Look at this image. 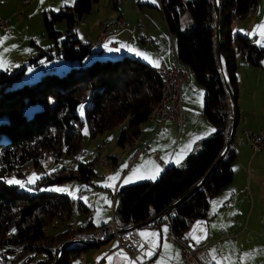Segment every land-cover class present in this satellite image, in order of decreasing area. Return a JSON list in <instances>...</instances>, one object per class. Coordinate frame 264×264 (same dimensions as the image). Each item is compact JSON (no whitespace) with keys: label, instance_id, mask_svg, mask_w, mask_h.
I'll use <instances>...</instances> for the list:
<instances>
[{"label":"trees","instance_id":"trees-1","mask_svg":"<svg viewBox=\"0 0 264 264\" xmlns=\"http://www.w3.org/2000/svg\"><path fill=\"white\" fill-rule=\"evenodd\" d=\"M98 1L76 0L73 7L63 6L58 12L44 14L45 30L57 43L58 58L69 62L61 74L46 69L44 76L25 81L28 64L40 65L38 57L21 68L0 72V248H21L19 264H79L78 259L85 251L100 244L67 246L66 239L77 231L98 226H94L90 217L85 224L73 228L75 210H84L88 215V208L69 194L55 191L52 185L73 179L92 184L96 162H85L81 155L85 128L92 139L125 123L118 144L127 147L137 140L141 126L152 118L163 97L157 68L132 58L129 53H121L114 60L100 59L103 50L95 52L92 44L82 43L72 29L58 45L63 32L56 30V23L66 19L69 28L74 27L77 19L91 12ZM119 1L113 0L115 8ZM218 1L222 57L236 94L238 59L263 67L264 48L245 34L234 35L232 22L246 19L258 0ZM159 3L158 8L175 38L177 59L191 69L204 88L203 112L217 131L203 139L182 165H170L157 180L119 186L114 210L121 230L148 222L155 226L167 222L177 235H182L196 219L209 216L210 200L232 182V164L237 153L233 139L223 160L203 181L224 151L232 125L229 94L216 50L213 0H159ZM186 13L193 24L183 30L181 23ZM51 49L43 50L39 56L52 57ZM64 156L70 160L62 167L33 184L25 182L29 189L7 182L22 178L30 165L40 168L44 157L58 161ZM75 161L77 166L71 167ZM108 163L115 164L116 158L103 160V164ZM201 182V187L167 212ZM58 225L65 228L60 230L62 226ZM49 227L57 231L48 233Z\"/></svg>","mask_w":264,"mask_h":264},{"label":"crops","instance_id":"crops-1","mask_svg":"<svg viewBox=\"0 0 264 264\" xmlns=\"http://www.w3.org/2000/svg\"><path fill=\"white\" fill-rule=\"evenodd\" d=\"M145 4L151 6L148 2L143 3L141 6H145ZM65 5V0H29V2H27V0H0V17L8 21V27L10 29H0V61L3 62L0 66V72L13 71L14 69L27 65L28 61L31 58H34L40 49H43L38 43L39 37L43 35L42 31L44 30V23H41V19L43 20L46 12L56 11V9H61ZM144 12L145 9L141 8L139 11L141 19L138 22L143 25L144 33L149 34L148 29L150 22L148 18L145 17L146 15L144 16ZM121 15L122 16L118 17V19H124V12H121ZM249 16L261 18V22L257 21V23L261 24L264 22V14L261 11L259 3L251 11ZM128 39L129 44L122 46L124 49L120 50V45L117 46L116 43L112 45V48L119 49L120 54H130L128 49L130 48L132 40L130 36ZM171 40L172 41L167 38L164 41H158V45L153 44L156 46L155 51L157 52L158 57L156 62L159 63V66L162 63L171 66L176 61V44L173 36H171ZM49 48H46L45 50H48ZM43 62H39L40 65H42ZM67 68L68 64L64 62H56L55 64H51L47 70L57 71L60 69L61 71H64ZM153 68L158 69V67L155 66H153ZM187 68L189 75L182 85V123L179 124L178 122L171 120L159 123L156 120L157 118L152 117L141 126V133L134 143L127 146L122 152H112L111 155L106 157H110L111 159L116 158V163L114 164L116 165V168L123 165L122 170L124 172L129 170L120 184L123 183L131 172H135L136 175H132L133 178L129 183L157 179L170 165H182L186 157L200 147V143L203 139L212 136L217 131V128L208 120L203 112L205 90L197 80L194 79L195 76L191 69L189 67ZM27 72L30 73V80H33L38 76L36 68H31L29 66ZM263 77L264 60L263 67H255L250 65L244 59H238L236 72V96L239 121L236 136L238 133L237 131L241 126L243 127V132H241L242 134L240 133L241 135H238V137L235 136L233 147L237 153V158L239 157V159L243 161V165H246L243 182L249 177L250 186L253 184L256 187L261 198L264 197V182L262 180L263 171H261L264 166V161L258 158V153L260 151L254 152L248 144L246 133H256L264 128ZM245 91L249 93L248 96ZM201 94L203 95L201 96ZM246 98H248V100H245ZM212 129H215V131L212 132ZM145 146L146 148H144ZM252 151L254 152L253 154H251ZM100 153L101 151H99V154ZM177 159H179V163H177ZM109 164L110 163L102 165L106 166ZM156 169H160V171L157 173ZM254 169L259 171L260 175L254 173ZM122 170L120 171L121 173ZM154 173L156 178L149 179L148 176ZM119 179L113 182V187L118 188L120 182ZM230 186L231 185L228 184L223 187L209 202V216L203 219L205 222L204 244L208 245L209 253L211 255L210 260H212L214 264H218V262H220V264H249L250 261L244 258V254L247 253V249H245L246 236H249L250 232H253L250 227L251 215L246 219L243 214L240 215L239 210H229V203L231 201L230 197L233 192V188ZM81 208H83L82 205ZM87 216L88 215H86V218H82L79 209H77V212L75 210L72 219L74 220V225L72 227L77 228L80 225L85 224L89 218V216ZM100 217L101 218L97 220V215L91 216L94 226H101L110 222L108 215ZM137 232L142 239L143 244L140 247L136 259L131 258V256L125 252L118 253L116 251V239L110 238L106 242L100 243L96 248L111 243V241H114V243L103 251H93V253L90 256H87L85 260L82 258L81 263L138 264V261L143 262L144 264L184 263L181 246L170 239V234L173 230L169 223L164 222L160 226L144 225L137 228ZM142 232L158 234V236L155 237V241L158 245L155 249L152 248L150 243V241L153 240V237L150 235L141 236L140 233ZM261 237L264 239L263 235H261ZM165 244L168 245L167 248L164 247ZM149 252H151L152 255H146V253ZM213 253L216 257L215 260H213Z\"/></svg>","mask_w":264,"mask_h":264},{"label":"rangeland","instance_id":"rangeland-1","mask_svg":"<svg viewBox=\"0 0 264 264\" xmlns=\"http://www.w3.org/2000/svg\"><path fill=\"white\" fill-rule=\"evenodd\" d=\"M75 1L76 0H65L66 2L65 6L73 7ZM145 2H148L152 7L146 4L145 6H141ZM258 3L262 13L264 14V0H258ZM118 5H119L118 8H115L113 5V0H99L97 3L93 5L91 12L77 19L75 26L72 28H69L66 19L59 20L56 23L55 28L56 30L63 32V36L58 39L57 41L58 45L61 46L62 41L64 40L65 36L68 34L69 29H72L73 31L77 32V36L79 37L82 43L92 44L93 50L95 52H100L101 50H103L100 59L114 60L120 58V51H109L108 48H112V45L116 43L117 46L120 45V50L124 49V47L122 46L124 45L126 46L129 44L128 38L130 36L132 40V42L130 43V48L134 49L135 52L143 53L144 55L149 57L151 61L156 62L158 57H157V52L155 51L156 46H154L153 44L158 45V41L160 40L164 41L167 38L170 41H172L171 40L172 35L170 34V31L167 27L166 21L163 16V12L158 8L160 5L159 0H156V3H153L152 0H120ZM140 7L145 9L144 16L146 15L145 17H147L150 22L148 33L151 35L145 34L143 31V25L139 24L140 22H138L141 19V16L139 15V11L141 9ZM58 10L60 9H56V11L54 12H58ZM121 12H124V17H123L124 19L122 20L124 21L125 24L128 25L127 27L124 28L117 26L115 24L113 25V23L116 20H118V17L122 16ZM257 21L261 22V18L248 16L246 19L243 20L234 19L232 22L233 34L236 35L238 33L241 34L246 33L245 35L250 37L254 44H257L261 48H264V39H263L264 36L261 35V32H264V28L258 27V26H264V22L260 24L257 23ZM41 23H44L42 19H41ZM190 24H193L192 17L190 16V14L186 13L182 18L181 28L183 30H188L190 28ZM43 27H44V30L42 31L43 35L39 37L38 43L40 46H42L44 50L49 47L52 48L51 54L53 56L52 57L39 56L40 53H42L43 49L42 50L40 49L36 53V56L34 57H38L39 62L44 61L42 65L28 64L31 68H36V71H38V76H36V78H39L40 76H44L46 73V69L49 66H51V64H55L56 62H60V61L69 63L66 62L65 60H60L58 58L57 55L58 46L56 45L57 43L49 38L44 25ZM105 28H108L109 30L106 39L104 40L102 45L100 46L96 45L95 44V40L97 38L96 36H98L101 33V31ZM5 30H10V29L8 28ZM105 44L108 45V48L104 47ZM135 52L130 51V55L132 58L137 59L143 63H146L153 68V63H150L149 60H145L142 56L136 55ZM2 63H0V66ZM28 72L25 74L24 77L25 81L30 80L29 79L30 73ZM54 73L61 74V70L58 69L57 71H54ZM262 79H264V77ZM245 93L247 96L249 95L247 91H245ZM245 100H248V98H246ZM124 126L125 123L113 127L111 129H108L92 139L89 137L88 132L87 135L84 134V146L83 149L81 150L83 161L88 162L95 160L96 162L94 167L96 175H94L92 178V184H87L77 179H73L52 185V188L54 190L57 188L65 189V191H62V193L69 194L73 199L83 202L86 208L88 207L89 218L91 216L97 215V220H99L101 218L100 216L108 215L109 216L108 219L110 220V222L112 220V211L115 203L114 194L117 187H113V186L104 187L106 183L113 184V182H110L108 180L109 177L119 174L118 176L119 179V177L121 176L119 179L120 182L118 184V187L127 186L138 182H144V180H142L134 183L120 184L122 179L125 178L129 170L124 172L122 170L123 165L118 166L117 168L116 165L111 163L106 166L102 165L103 160L106 159L108 155H111L112 152H116V151L122 152L123 150H125L126 147H122L118 144V138ZM242 128L243 127L241 126V128L238 129L237 131L238 133L236 137L242 134L241 133L243 132ZM99 151H101L100 154ZM97 152L99 157L98 159H96ZM253 153L254 152L252 151L251 154ZM258 158L264 161V150L258 153ZM66 160H70V158L68 157L66 158L64 156L58 159V161H55L50 157L49 158L44 157L42 159V166L40 168L37 169L33 165H30L25 169L24 176L22 178H13L10 180H19L25 183L28 182L29 178L33 177L34 174L36 177L40 178L41 176L48 174L57 168L62 167ZM70 166L76 167L77 162L75 161ZM121 170L122 173L120 172ZM245 170H246V165H243V161L239 159V157L236 158L235 161L233 162V171H234L233 181L231 182L232 184H229L231 185L230 187L233 188V192L230 197L231 201L229 203V210L230 211H232V209L233 211L239 210L240 215L243 214L244 218L246 219L251 215L250 227L255 233L250 232L249 236H246L245 249H247V253L244 254V258L250 261L249 264H264V239H262L261 237V235H263L264 237V197L261 198V196L257 192L256 187L253 184L250 186L249 177H247L246 180L243 182ZM261 171H263L262 180L264 182V166L262 167ZM254 173L260 175V172L255 169H254ZM132 175L133 172H131V174H129L127 178L132 177ZM23 188L29 189L28 186H25ZM263 194H264V187H263ZM79 213L82 218H86L87 215L86 211L79 209ZM71 221H72L71 224L73 226L74 220ZM58 226H62L60 230H63L65 228L63 225H58ZM46 230L48 233L50 232L54 233L57 231L56 228H50V227L47 228ZM78 233L79 231L74 233L70 238L66 239V244L69 245L70 243L69 240ZM112 243H114V241H111V243L105 245H101L98 248L96 247L89 248L87 251L83 253V255H81V258L78 259V261H80L79 264H82L81 263L82 258L85 260L87 256H90L93 253V251L96 250L103 251L105 250V248L109 247ZM4 248H0V255L2 253H5L7 258L9 259L10 264H19V259L21 256V250H20L21 248L9 246L8 248H10V250L8 251H6L7 247ZM183 262H184V256H183ZM210 263H212V260Z\"/></svg>","mask_w":264,"mask_h":264},{"label":"built area","instance_id":"built-area-1","mask_svg":"<svg viewBox=\"0 0 264 264\" xmlns=\"http://www.w3.org/2000/svg\"><path fill=\"white\" fill-rule=\"evenodd\" d=\"M27 2H29V0H27ZM114 24L122 28L128 26L121 18L116 20L113 25ZM8 28V21L0 17V29L5 30ZM108 33V28L103 29L97 36L95 44L99 46L102 45ZM158 72H162L163 77H166L167 79V83L169 85V97L166 101L165 111H163L161 116L156 120L159 123H164L168 120H171L181 124L183 114L182 85L188 78V68L187 66L179 63L176 54L175 63L171 66L162 63L158 67ZM246 138L248 144L251 146L254 152L264 150V128L256 133H246ZM144 148H146V146ZM203 219L205 218L196 219L192 223L191 227L182 235H177L174 231L170 234V239L180 245L182 248L184 256L183 264H204V258L211 257L208 245L204 244L205 222ZM118 221L119 218L113 208L111 222L99 226L97 230V237H90V230H83L79 231L77 242L93 241L94 243H103L110 238H115L117 241L116 251L118 253L125 252L131 256V258L136 259V256L140 251V247L143 244V241L137 232V228L133 226L121 230L117 226ZM145 225L154 226L155 224L153 222H148ZM198 225L201 226L202 231L197 230ZM193 234L200 238L199 243L192 239ZM8 250H10V248L7 247L6 251ZM0 264H10L5 253L0 255ZM138 264L144 263L138 261Z\"/></svg>","mask_w":264,"mask_h":264},{"label":"water","instance_id":"water-1","mask_svg":"<svg viewBox=\"0 0 264 264\" xmlns=\"http://www.w3.org/2000/svg\"><path fill=\"white\" fill-rule=\"evenodd\" d=\"M214 3V11H215V18H216V25H217V31H216V50H217V56H218V60H219V64L221 67V71L223 73L224 79H225V83H226V88L229 94V99H230V103L232 106V125H231V131L230 134L228 136L227 142H226V147L224 149V151L221 153L220 157L217 159V161L214 163V165L212 166V168L210 169V171L206 174V176L204 177L203 181L212 173V171L216 168V166L223 160L226 152L228 151L229 147L232 144V141L234 139L236 130H237V126H238V121H239V114H238V106H237V96L231 86L229 77H228V72H227V66L223 61V57H222V51H221V34H220V13H219V1L218 0H213ZM202 181V182H203ZM202 182L199 183L197 185V187H195L193 190H191L187 195H185L184 197H182L179 201H177L176 203H174L173 205H171L168 209L167 212H171L172 210H174V208L183 200H185L196 188L201 187ZM145 224H139L136 225L135 228H140L142 226H144Z\"/></svg>","mask_w":264,"mask_h":264},{"label":"snow or ice","instance_id":"snow-or-ice-1","mask_svg":"<svg viewBox=\"0 0 264 264\" xmlns=\"http://www.w3.org/2000/svg\"><path fill=\"white\" fill-rule=\"evenodd\" d=\"M152 2H153V3H156V0H152ZM258 27H260V28H264V26H258ZM261 35L264 36V32H261ZM104 47H105V48H108V45L105 44ZM108 50H109V51H119V49H112V48H108ZM128 50H129V51H132V52H135V50H134V49H131V48H129ZM135 54L138 55V56H142L145 60H149L150 63H153V66H155V67H159V63H158V62L151 61V60L149 59V57H147V56L144 55L143 53L135 52ZM0 63H2V61H0ZM202 95H203V94H201V96H202ZM80 107H81V112H83V105H81ZM211 131L214 132L215 129H212ZM84 134L87 135V128L84 129ZM177 163H179V159H177ZM159 171H160V169H156V172H157V173H158ZM135 175H136V173L134 172V173H133V176H135ZM118 176H119V174H117V175H115V176H112V177H109L108 180H109L110 182H114V181H116V180L118 179ZM38 178H39V177H36L35 174H34L33 177L29 178L28 183H29V184H33V183L35 182V179H38ZM132 178H133V177H128V178H126V179L123 181V183H125V184L129 183V182L132 180ZM142 178H143V177H142ZM148 178H149V179H155V178H156L155 173L152 174V175H150V176H148ZM7 182H8V183H15V184L19 185V186L22 187V188L25 187V184H24L23 182L19 181V180H9V181H7ZM112 186H113L112 183H106V184L104 185V187H112ZM55 191H61V192H62V191H65V189L57 188V189H55ZM197 230L202 231V228H201L200 225L197 226ZM165 231H166V229H165ZM140 235H141V236H149V235H150L151 237H153V240L150 241V243H151V245H152V248L155 249V248L158 246L157 243H156V241H155V237H157L158 234H156V233H151V234H149V233H143V232H142V233H140ZM192 239L196 240V242L199 243V239H200V238L197 237L195 234L192 235ZM164 247L167 248L168 245L165 244ZM146 255H152V253L149 252V253H146ZM215 259H216V257H215V254L213 253V260H215ZM218 264H220V262H218Z\"/></svg>","mask_w":264,"mask_h":264},{"label":"bare ground","instance_id":"bare-ground-1","mask_svg":"<svg viewBox=\"0 0 264 264\" xmlns=\"http://www.w3.org/2000/svg\"><path fill=\"white\" fill-rule=\"evenodd\" d=\"M224 61V60H223ZM158 72V69H157ZM159 75L162 78V84H163V97L162 100L160 102V104L158 105V107L156 108V110L153 113L154 118H158L161 116L162 112L165 111V107H166V101L169 97V85L167 83V79L166 77H163L162 72H158ZM86 154V153H85ZM99 226L90 230V237H97V230H98ZM78 241V234L74 235L70 240H69V245H77V244H84V243H94L93 241ZM68 246V245H67ZM5 249V248H4ZM5 251V250H4ZM211 257H206L204 258V264H211Z\"/></svg>","mask_w":264,"mask_h":264}]
</instances>
